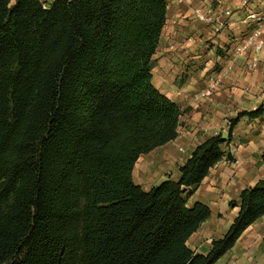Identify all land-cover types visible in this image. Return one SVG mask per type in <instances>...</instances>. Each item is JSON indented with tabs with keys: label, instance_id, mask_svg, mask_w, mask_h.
Masks as SVG:
<instances>
[{
	"label": "trees",
	"instance_id": "obj_1",
	"mask_svg": "<svg viewBox=\"0 0 264 264\" xmlns=\"http://www.w3.org/2000/svg\"><path fill=\"white\" fill-rule=\"evenodd\" d=\"M167 5L0 0V264H215L264 216L261 178L207 253L188 244L211 208L186 192L233 159L224 145L264 101L198 144L178 178L134 181L186 111L153 82Z\"/></svg>",
	"mask_w": 264,
	"mask_h": 264
},
{
	"label": "crops",
	"instance_id": "obj_2",
	"mask_svg": "<svg viewBox=\"0 0 264 264\" xmlns=\"http://www.w3.org/2000/svg\"><path fill=\"white\" fill-rule=\"evenodd\" d=\"M41 1L49 4L53 0ZM247 1L167 0L166 24L152 62L153 82L186 111L180 119L178 136L136 161L133 177L143 189L149 190L168 177L178 178L180 165L198 144L218 133L228 136L230 118L240 111L254 110L264 101V50L258 68L250 70V53L238 52L234 47L235 38L249 30L244 9ZM250 1L255 4L258 0ZM198 12L207 19L199 18ZM228 63L233 69L221 72ZM226 149L233 159L224 157L195 187L190 203L208 204L211 215L192 236L214 228L224 231L222 227H226L227 231L235 216L228 224L220 222L221 203L232 196L239 200L244 187L264 178V114L241 117ZM236 160L238 163H234ZM263 221L264 216L251 224L218 261L264 264V240L255 239L262 234L259 229L264 231L260 226ZM246 235H250L246 245L253 244L254 239L257 245L250 249L242 246L241 239ZM210 246L211 243L206 251H198L207 253Z\"/></svg>",
	"mask_w": 264,
	"mask_h": 264
},
{
	"label": "built area",
	"instance_id": "obj_3",
	"mask_svg": "<svg viewBox=\"0 0 264 264\" xmlns=\"http://www.w3.org/2000/svg\"><path fill=\"white\" fill-rule=\"evenodd\" d=\"M244 9L246 11L245 20L249 24V30L235 38L234 47L238 52L248 51L250 53L247 68L255 70L260 63V53L264 50V0H258L255 4L248 0L244 5ZM227 13L230 12L227 11ZM197 16L207 19L200 12H198ZM231 69H233V65L228 63L223 66L221 72H227ZM234 163H238V160L234 161Z\"/></svg>",
	"mask_w": 264,
	"mask_h": 264
},
{
	"label": "rangeland",
	"instance_id": "obj_4",
	"mask_svg": "<svg viewBox=\"0 0 264 264\" xmlns=\"http://www.w3.org/2000/svg\"><path fill=\"white\" fill-rule=\"evenodd\" d=\"M231 119V118H230ZM230 119L228 121V125L230 124ZM229 130V128H228ZM227 137V136H226ZM224 148H225V145H224ZM227 151L226 152H229L228 149H226ZM228 154H231V152H229ZM226 157L228 158V155H226ZM229 159V158H228ZM238 171V170H237ZM236 171V172H237ZM238 174V172H237ZM251 178V177H250ZM248 186H251V185H247L246 187ZM245 188V187H244ZM191 190V191H190ZM196 188L194 189H189L186 194H187V197H188V202L189 204L191 199H192V195L193 193L195 192ZM239 203V200L237 198V196H232L231 198H226V201H224L223 203H221L220 205V210H219V221L220 222H225L226 224H228V221L233 217V216H236V213H237V208L238 207V204ZM264 222V221H263ZM225 224V225H226ZM261 227H264V223H261L260 225ZM222 229L224 231H222L221 229H218V228H214L213 230L211 231H208V230H201L199 231V233H196L194 234L191 238H189L188 240V244L189 246L194 249L195 251H198V250H201V251H206L207 247H209V243H211V241L217 236L218 237H221L225 234V230H226V227H222ZM228 230V229H227ZM259 232L262 233L260 234L257 238H255L256 240H261L263 241L264 240V231H261V229H259ZM250 235H246L245 237H243L241 239V244L242 246H246V248L249 247H253L254 245H257V243L255 242V239H254V243L253 244H250V245H246L247 243V240H250L249 239ZM250 251V250H249ZM244 253V252H242ZM244 254H247L248 257H253V255L251 253H244ZM243 254V255H244ZM5 264H8V263H5ZM215 264H221V261H217Z\"/></svg>",
	"mask_w": 264,
	"mask_h": 264
}]
</instances>
